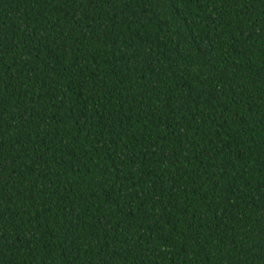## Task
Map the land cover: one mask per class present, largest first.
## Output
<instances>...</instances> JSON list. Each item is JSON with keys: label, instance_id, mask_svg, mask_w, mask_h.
<instances>
[{"label": "trees", "instance_id": "trees-1", "mask_svg": "<svg viewBox=\"0 0 264 264\" xmlns=\"http://www.w3.org/2000/svg\"><path fill=\"white\" fill-rule=\"evenodd\" d=\"M0 264H264V0H0Z\"/></svg>", "mask_w": 264, "mask_h": 264}]
</instances>
